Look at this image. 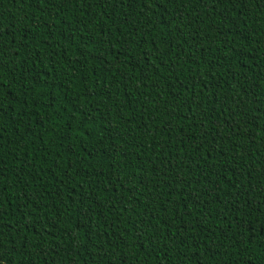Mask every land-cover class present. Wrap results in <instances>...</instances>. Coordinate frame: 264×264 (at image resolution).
<instances>
[{
    "label": "trees",
    "instance_id": "trees-1",
    "mask_svg": "<svg viewBox=\"0 0 264 264\" xmlns=\"http://www.w3.org/2000/svg\"><path fill=\"white\" fill-rule=\"evenodd\" d=\"M0 264H264V2L0 0Z\"/></svg>",
    "mask_w": 264,
    "mask_h": 264
},
{
    "label": "snow or ice",
    "instance_id": "snow-or-ice-1",
    "mask_svg": "<svg viewBox=\"0 0 264 264\" xmlns=\"http://www.w3.org/2000/svg\"><path fill=\"white\" fill-rule=\"evenodd\" d=\"M262 2H264V0H262Z\"/></svg>",
    "mask_w": 264,
    "mask_h": 264
}]
</instances>
